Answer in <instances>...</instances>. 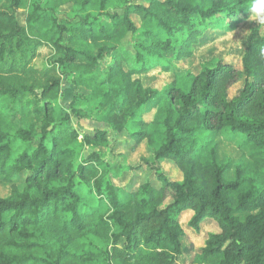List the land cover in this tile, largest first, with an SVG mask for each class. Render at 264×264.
Returning a JSON list of instances; mask_svg holds the SVG:
<instances>
[{
    "label": "trees",
    "instance_id": "trees-1",
    "mask_svg": "<svg viewBox=\"0 0 264 264\" xmlns=\"http://www.w3.org/2000/svg\"><path fill=\"white\" fill-rule=\"evenodd\" d=\"M142 1L0 0V179L10 185L0 197V264H179L194 252L184 242L187 211L189 230L207 219L219 228L192 264H264V35L250 32L241 71L221 60L198 74L176 66L208 32L248 20L251 0ZM43 47L52 56L39 68ZM158 68L173 81L145 87L140 77ZM64 82L75 90L68 108L59 104ZM89 121L108 130L76 127ZM110 132L126 134L132 151L147 143L153 157L136 167L96 152L76 162L81 135L99 147ZM222 134L243 140L248 162L207 149ZM144 169L160 186L113 183Z\"/></svg>",
    "mask_w": 264,
    "mask_h": 264
},
{
    "label": "rangeland",
    "instance_id": "rangeland-1",
    "mask_svg": "<svg viewBox=\"0 0 264 264\" xmlns=\"http://www.w3.org/2000/svg\"><path fill=\"white\" fill-rule=\"evenodd\" d=\"M138 3H143L142 0H138ZM54 6H57V3L54 2ZM70 6L64 7L62 9L63 14H66L70 11ZM27 11L22 9L19 12V21L22 25H25ZM136 24L140 25V20L133 17ZM254 29H259L261 34L264 35V26H258L255 21L246 20L241 22L235 27V29L227 32H208L201 39L202 43L199 47L196 48L195 54L191 59H187L181 62L176 63L177 69L181 70L179 74L185 72H191L193 74H198L201 70V66L204 62L211 60H221L227 63L232 64L237 70H242V56L244 53L247 37L250 32ZM126 45L128 42L126 41ZM52 56V51L49 47H43L39 51V57L35 61V65L39 68L47 65L49 58ZM142 83L145 87H151L154 89L161 90L168 86L174 79L172 73H166L161 71V69H156L151 71L148 74H144L140 77ZM244 83L241 81L237 83L231 90L230 96L233 98L235 95H238L242 90ZM75 94V90L67 85L65 82L62 84L61 94L59 98V104L68 108L72 98ZM146 119V118H145ZM146 120H151V117L148 116ZM76 125L79 130L86 129L88 131L93 130L94 128L107 129L108 126L103 123H95L94 121H89L83 125ZM82 133V131H80ZM204 137L205 135L202 134ZM109 145H103L99 147L87 146L84 143L83 135L80 136V146L79 154L76 162L81 163L92 153H98L101 155L102 159L107 162H120L121 164H128L129 166L136 167L140 164L142 158H152L153 152L149 148L147 143H143L135 151H132V142L129 140L126 134L117 135L115 133H109ZM243 140L240 137H230L227 134H222L221 136L214 139L208 146L207 149L212 147L214 144H217L220 155L222 158H231L235 163H242L249 161V151L243 145ZM205 154L202 155V158H205ZM161 169L163 173L172 180H180L181 175L177 167L167 161H163L161 164ZM147 181H151L155 186H160L157 181L154 172H151L149 169H144L142 171H126L123 178L114 180V185L118 188L128 189V190H137L138 187L144 184ZM24 177H20L17 180L18 185H23ZM82 193L87 192V189L81 188ZM10 193V185L2 182L0 179V197L8 196ZM123 200H128V197L124 194ZM88 199V198H87ZM90 200V199H88ZM102 211L108 212L107 202L104 200L100 204ZM208 224H204L203 228H200L199 232L185 228L191 238L195 241V245L192 244L189 238L185 239V244L187 247L196 246V252L198 253L201 248L204 247V243L207 240V231L212 230L213 227ZM190 232V233H189ZM189 254L180 260L179 264H192L194 255ZM185 260V261H183ZM220 257H214L210 259L207 264H219Z\"/></svg>",
    "mask_w": 264,
    "mask_h": 264
},
{
    "label": "clouds",
    "instance_id": "clouds-1",
    "mask_svg": "<svg viewBox=\"0 0 264 264\" xmlns=\"http://www.w3.org/2000/svg\"><path fill=\"white\" fill-rule=\"evenodd\" d=\"M245 10L250 14L249 20L255 21L258 26H264V0H251L249 7ZM260 52L264 55V48H261Z\"/></svg>",
    "mask_w": 264,
    "mask_h": 264
},
{
    "label": "crops",
    "instance_id": "crops-1",
    "mask_svg": "<svg viewBox=\"0 0 264 264\" xmlns=\"http://www.w3.org/2000/svg\"><path fill=\"white\" fill-rule=\"evenodd\" d=\"M191 217H192V212L187 211V212H184L183 213V215L181 217V224H182V226H183L184 229L187 228V224H188L189 220L191 219ZM208 223H209V225L207 227L212 226L213 229L206 232L207 233L206 234L207 237H208V235L210 233H217V232H219V228H218L217 224L212 219L205 220L201 224V228H203L204 224H208ZM185 231H186L187 237L190 239V241L192 242V244L195 245V241L193 240V238L190 237V235L188 234V232H187L186 229H185ZM191 232H192L191 234H193V230H191ZM194 252H196V246L194 247ZM180 260H182V258ZM183 261H185V260H183ZM179 263H180V261H179Z\"/></svg>",
    "mask_w": 264,
    "mask_h": 264
}]
</instances>
